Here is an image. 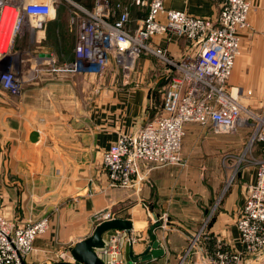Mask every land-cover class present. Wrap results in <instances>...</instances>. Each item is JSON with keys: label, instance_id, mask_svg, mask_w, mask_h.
Instances as JSON below:
<instances>
[{"label": "crops", "instance_id": "obj_1", "mask_svg": "<svg viewBox=\"0 0 264 264\" xmlns=\"http://www.w3.org/2000/svg\"><path fill=\"white\" fill-rule=\"evenodd\" d=\"M78 1L93 4V0ZM249 2L248 28L240 34V55L229 84L238 89L246 108L264 114V0ZM162 3L165 10L206 18H216L221 6V0ZM144 16L145 11L132 8V26L140 24ZM172 40L167 43L156 37L150 45L166 49L177 59L186 42ZM160 66L154 57L144 55L137 60L136 69L123 76V82L118 73L104 74L98 82L94 76L82 74H43L37 82L26 84L17 97L0 91V215L14 224L46 218L50 226L46 235L34 241V252L26 264L59 261L60 252L92 234L97 225L93 215L106 210L132 225L133 258L127 257L124 247L123 264H179L189 239L202 230L210 213L198 242L181 264H200L215 249L217 240L232 250L241 249L235 220L246 190L255 180L253 163L262 155L258 144L243 153L241 148L249 140H226L232 153L219 155L213 146L206 154L211 158L200 165L188 163L187 155H181L183 166L151 168L140 162L138 173L143 179L136 183L134 177L133 187L107 185L104 151L119 134L138 132L161 106L166 67ZM82 79L92 83V96L84 95L90 85ZM246 127L239 131L243 133ZM242 155L246 156L243 166L232 179L228 172L232 165L226 160ZM226 180L232 183L223 192ZM154 240L164 256L145 262L136 259Z\"/></svg>", "mask_w": 264, "mask_h": 264}, {"label": "built area", "instance_id": "obj_2", "mask_svg": "<svg viewBox=\"0 0 264 264\" xmlns=\"http://www.w3.org/2000/svg\"><path fill=\"white\" fill-rule=\"evenodd\" d=\"M62 2L70 6L75 42L73 58L60 62L55 52L44 48L42 34ZM134 7L145 11L136 27L131 20ZM249 10V0H221L216 18L165 10L162 0H93L91 6L78 0H0V91L17 97L26 84L37 82L43 74H82L101 80L112 65L127 76L142 56L158 59L166 67L161 106L138 132L119 134L104 151L107 185L133 187L134 177L136 183L143 179L138 173L140 162L154 167L183 166L186 124L217 134H235L252 125L248 147L260 145L262 155L253 163L255 180L235 220L241 249L232 250L217 240L200 264H264V114L244 107L238 89L229 84L240 55V34L248 28ZM156 37L167 43L173 38L184 40L181 56L176 59L166 49L151 46ZM115 218L109 210L93 215L96 224ZM49 229L46 218L14 224L0 215V264H26L34 241ZM196 242L191 238L179 264ZM130 243L131 235L113 230L104 235L103 246L95 252L103 264H123L124 247ZM58 260L73 262L70 249L60 252Z\"/></svg>", "mask_w": 264, "mask_h": 264}, {"label": "rangeland", "instance_id": "obj_3", "mask_svg": "<svg viewBox=\"0 0 264 264\" xmlns=\"http://www.w3.org/2000/svg\"><path fill=\"white\" fill-rule=\"evenodd\" d=\"M69 12H70V6L67 3L62 2V3L58 4V7L56 9V17H54L53 23H51L50 26L46 29V39H45L46 42H45L44 48L55 52V54H56V56L60 62L68 61L69 59H71L72 50H73V46H74V42H75V31L73 28L74 26L70 25ZM172 41L181 43V41L179 39H173ZM1 42L2 41L0 40V44H1ZM159 64L161 65L160 67H164L161 63H159ZM136 66H137V61L135 63V69H136ZM113 73H118L119 78H121V80H122L121 82L126 81L125 79H123L124 72L122 71V69L115 68L112 65V67L107 70L106 75L109 76V75H112ZM116 78H118V77H116ZM82 81L84 84L89 83V85H90L88 95L86 93L84 95L86 97L92 96L93 95L92 90L94 89V88L91 89L92 83L89 82L90 81L89 79H86V81H85V79H82ZM96 81L98 82V78L95 77V82ZM243 130L245 133L244 132L241 133V131H239L235 135L231 136V135L217 134V133L213 132V130H211L207 127H201V126L195 125V124H186L184 126L185 135H184L183 140H182L181 155L182 156L187 155L186 161L188 163H190L192 165H200V164L204 163L205 161H207V158H211V157H206V154L207 155L209 154V150L213 146H214V150L216 152H218L219 155L222 152H224L222 155L226 154L227 152L230 154L233 151H232V149L231 150L229 149L231 147L227 146L226 140H250L251 139L252 133H253V126L250 125L246 128H243ZM248 146H249V141H248L247 145L242 146L241 149H244L243 153L247 152V150L250 148ZM182 156H181V158H183ZM245 158H246V156L242 155L241 157H235V158L231 157L230 158L231 160H229V159L226 160V162L230 161L231 162L230 164L232 165V171L231 170L228 171V172L232 173V175H231L232 179L236 176L240 167L243 166ZM182 160H184V159H182ZM222 162H224V161H222ZM151 168H154V165H152ZM198 173H200L199 169H198ZM231 180H226L225 185H224L225 189L223 190V192H225L226 188H228L229 185L232 183ZM218 200L216 202H218ZM214 209H215V205H214L211 212H213ZM210 216H211V213L209 214L208 218L204 222H202V227H201L202 230L199 233H201L203 231V228H205L206 221L209 220ZM199 233L194 235L192 237V239H194V240L196 239L198 242ZM190 240L191 239H189V241ZM189 245L190 244H188L187 247H189ZM193 247H195V245L192 246L190 251L193 250Z\"/></svg>", "mask_w": 264, "mask_h": 264}, {"label": "water", "instance_id": "obj_4", "mask_svg": "<svg viewBox=\"0 0 264 264\" xmlns=\"http://www.w3.org/2000/svg\"><path fill=\"white\" fill-rule=\"evenodd\" d=\"M40 57H43V55ZM131 227V222L128 220L115 218L101 222L95 226L89 237L75 243L70 249V256L72 257L73 262L57 261L50 264H103L95 251L103 246L104 235L110 231L118 230L125 231L129 236L131 233ZM126 255L128 258H133L131 243L126 246ZM163 256L164 250L161 248L159 242L154 240L135 258L145 262L153 259H159Z\"/></svg>", "mask_w": 264, "mask_h": 264}, {"label": "trees", "instance_id": "obj_5", "mask_svg": "<svg viewBox=\"0 0 264 264\" xmlns=\"http://www.w3.org/2000/svg\"><path fill=\"white\" fill-rule=\"evenodd\" d=\"M71 59H69L68 61H70Z\"/></svg>", "mask_w": 264, "mask_h": 264}]
</instances>
